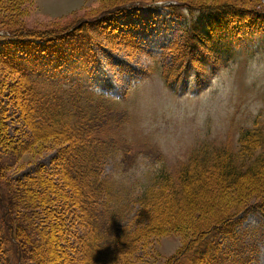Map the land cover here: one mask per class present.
I'll return each mask as SVG.
<instances>
[{"label":"trees","instance_id":"1","mask_svg":"<svg viewBox=\"0 0 264 264\" xmlns=\"http://www.w3.org/2000/svg\"><path fill=\"white\" fill-rule=\"evenodd\" d=\"M157 1L171 2L170 7L179 5L195 14L182 31L184 40L163 50V56L170 58L162 73L167 80L220 47L222 53H218L224 54L221 61L232 59L238 49L247 48L240 46L238 39L245 27L250 29L257 22L248 25V20L264 13V5L247 0H125L75 17L58 29L0 26V98L5 99V104L0 99V119L5 120L4 130H0V219L6 228L4 235L11 234L17 246L21 263L41 264L31 255L34 248L26 234L32 228L38 239L36 228H47L55 233L58 251L63 252L58 261L63 264L67 260L71 264H134L146 240L166 230H183L188 242L164 264H252L257 254L256 245L250 244L253 229L243 228L242 222L251 211L264 218V197L260 184L250 195L239 188L243 183L264 184V156H255L264 146L259 132L241 131L233 155L224 156L220 151L200 156L203 149L196 151L175 172L160 170L134 194L129 186L104 175L117 149L111 138L101 135L104 110L92 112L101 105L112 108L117 100L91 90L80 79L66 81L56 71H43L30 62L22 64L11 55L16 40L18 44L38 40L39 52L55 55L50 60L51 70H60L72 57L92 62L90 49L97 42L90 38L92 27L129 6ZM237 22L245 26L238 27L233 37L231 28ZM69 39L72 47L49 50L55 41ZM106 40L112 45L109 35ZM175 44L181 45V52L173 50ZM18 132L30 152L51 148L54 154L48 165L37 164L32 172L21 177L12 174L14 177L10 171L15 169L13 160L18 153L11 150L4 155L9 148L4 147L2 136L7 143L16 144ZM236 160L239 163L235 164ZM245 164L249 165L245 168ZM28 191L34 192L35 198ZM39 194L46 195L45 200H40Z\"/></svg>","mask_w":264,"mask_h":264},{"label":"rangeland","instance_id":"2","mask_svg":"<svg viewBox=\"0 0 264 264\" xmlns=\"http://www.w3.org/2000/svg\"><path fill=\"white\" fill-rule=\"evenodd\" d=\"M123 1L0 0V26L58 29L71 24L75 17L90 15L102 7ZM247 1L264 5V0ZM192 15L195 14L184 7H170L162 2L129 6L112 16L111 20L107 17L102 25L89 30L91 40L97 39L96 43L92 41L94 44L90 49V54H94L92 62L72 57L60 70H51L50 60L55 55L39 52L37 49L41 48V43L38 40L32 43L24 40L20 44L16 40L15 46L10 48V52L14 50L11 55L22 64L30 62L43 71H56L66 81L80 79L91 90L117 100L112 108L101 105L92 112L104 110L100 119L101 135L111 138L117 149L115 158L106 164L104 175L120 185L129 186L134 194L160 170L173 173L186 164L193 153L202 149L200 156L204 152L215 155L222 151L224 156L237 153L238 139L243 130H255L264 139V13L258 19L248 20V25L257 21L250 29L244 28L241 22L231 28L232 34L238 27L244 28L246 32L238 40L240 46L247 47L245 50L238 49L232 59L221 61L224 54H220V47L215 49L214 54H204L201 61H192V68L179 71V75H173L170 80L164 79L162 73L169 66L170 58L163 56V50L176 41L184 40L181 34ZM107 35L111 37L112 45L108 44ZM71 42L72 39L55 41L49 50L72 47ZM173 47V50L181 52V45ZM182 64L185 65V62ZM1 98L5 104L4 96ZM4 123V118H1L0 130H4ZM20 136L22 134L16 144L7 143L2 136L4 147L9 148V151L4 150V155L17 150V160L12 159L15 169L10 171L16 177L32 172L37 164L48 165L54 154L51 148L30 152ZM256 155L264 156V146ZM236 161L235 164L239 163ZM248 165L245 164V168ZM255 185L243 183L239 189L243 188V194L250 195L259 185V192L264 197V184ZM28 193L35 198L34 192ZM37 197L45 200L46 195L39 194ZM196 202L198 208L202 207L200 198ZM261 205L264 210V204ZM2 206L0 201V215ZM242 227L253 229L250 244L256 245L257 254L252 264H264V218L260 213L251 211L245 216ZM5 229L0 219V264H24L16 254L17 246L11 234L4 235ZM43 230L36 228L40 236L38 239L32 228L26 234L27 241L34 248L31 255L39 260L36 263L63 264L59 262L63 252L58 251L55 233H49L47 228ZM187 239L183 230H166L158 236L154 235L146 240L134 264H164L188 242ZM67 262L71 264V261ZM25 264L35 263L27 261Z\"/></svg>","mask_w":264,"mask_h":264}]
</instances>
